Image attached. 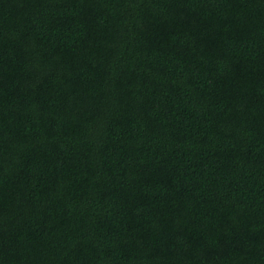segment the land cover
<instances>
[{"label":"trees","instance_id":"16d2710c","mask_svg":"<svg viewBox=\"0 0 264 264\" xmlns=\"http://www.w3.org/2000/svg\"><path fill=\"white\" fill-rule=\"evenodd\" d=\"M0 264H264V0H0Z\"/></svg>","mask_w":264,"mask_h":264}]
</instances>
